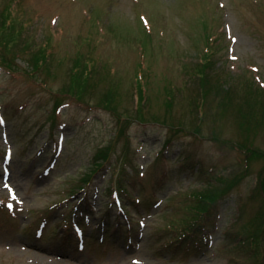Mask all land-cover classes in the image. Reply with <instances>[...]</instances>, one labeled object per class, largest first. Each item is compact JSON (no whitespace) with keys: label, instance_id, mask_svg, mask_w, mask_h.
Here are the masks:
<instances>
[{"label":"rangeland","instance_id":"obj_1","mask_svg":"<svg viewBox=\"0 0 264 264\" xmlns=\"http://www.w3.org/2000/svg\"><path fill=\"white\" fill-rule=\"evenodd\" d=\"M10 9L35 47L53 38L54 65L64 59L52 77L33 75L23 58L0 64V264H264V246L260 259L237 245L264 207L255 196L264 183V0H0V20ZM212 34L201 113L199 66ZM80 54L95 64L96 95L118 84L116 110L65 93ZM137 78L147 86L143 120ZM105 148L110 160L83 188ZM219 177L238 180L207 218V241L199 233L202 250L187 243L174 254L181 224L195 221L194 194ZM120 178L134 199H115ZM75 204L89 209L86 223L71 239L55 235Z\"/></svg>","mask_w":264,"mask_h":264},{"label":"trees","instance_id":"obj_2","mask_svg":"<svg viewBox=\"0 0 264 264\" xmlns=\"http://www.w3.org/2000/svg\"><path fill=\"white\" fill-rule=\"evenodd\" d=\"M18 14L14 13L11 9L6 12L4 17L0 20V64L8 67L9 69H14L15 61L18 58H23L25 62H27L32 68L31 73L35 76H39L43 73H47L48 77H52L54 75L55 70L59 69L62 60L64 57L57 59V62L54 65L55 58V51H54V40L51 36H45V38L38 43L40 46H34V39L32 36H26L23 32L20 31L21 28H19V25L22 28H26L27 26L22 24H16V20H18V17L16 16ZM17 18V19H16ZM16 19V20H15ZM27 25V24H26ZM206 35V51L204 53V57H202L201 64L199 66V72L201 77V84L203 85L202 89V97L198 100V108L203 112L204 109V98L206 97L207 93H209V88L207 87V84L204 83V79L207 77L205 74V68L208 64L212 61L211 57H213V54L215 53L212 44L215 40L216 35ZM30 39H29V38ZM30 41H29V40ZM33 39V40H32ZM31 43H34L31 45ZM43 44V46H42ZM35 47V48H34ZM85 58V59H83ZM89 57L79 55L72 57L71 64L69 66V70L67 71V75L69 77L68 80V86L67 91L65 93H73L75 96H79L78 98L80 101H84V99H91L96 98V100L101 104V106L106 107L108 109H114L116 110V106L113 104L117 102L119 97L121 96V93L119 91V87L117 86V83L111 84V86H108L105 88V90H100L101 95L95 94V90L98 89V86L100 82L95 80L94 82L91 81V78L94 76L96 72V69H94V65H88V59ZM18 65V64H17ZM140 79H142V70L146 69L147 66L144 64V62H140ZM201 69V70H200ZM52 75V76H51ZM138 78L136 80L137 89L139 93V101L137 109L140 111V117H138L140 120L145 119V110H143L142 105L140 101L147 100V86L145 87L141 81H139ZM138 81V82H137ZM99 82V83H98ZM224 82L223 78H218L217 83L220 85V83ZM260 88V87H259ZM261 89V88H260ZM220 90V87L217 89V92ZM93 93V94H91ZM173 97L169 96L168 101L170 110L173 109ZM62 102L60 101L58 105H60ZM216 105H220V103H216ZM58 108V107H57ZM172 114V112H169ZM205 113V112H204ZM157 118V117H156ZM131 120V119H130ZM166 123V122H165ZM177 124L173 125H182L181 121H176ZM184 125V123H183ZM243 149L248 152L250 155H257L252 154L255 153L253 149H251L248 145H243ZM110 160V154L109 149H101L100 153L96 155L95 163L97 165L94 172L86 175L83 179H81V186L83 188H86L88 186H91L95 177L94 174L98 173L105 165L106 161ZM237 178L232 179V177H219L217 178L216 182H210L209 187L207 189L199 190L197 194H194V197L197 198V201L192 204L190 207L192 210H190L193 213L188 218H193L195 220L194 222H188L181 225H186V229L181 234L179 238H175L176 240H173L172 243L169 246H173L172 252L174 254H177L179 251L183 250L185 247V244L189 245H196L197 250H202L203 247L201 246L199 240V233H202L204 235V239L207 241L208 236V223L207 218L209 217L210 213L213 211V209L218 206L219 200L223 197V195H227V193L230 191V189L233 188V186L236 184ZM264 182V180H263ZM231 184V185H230ZM224 185V186H223ZM257 190V189H256ZM258 193L255 195L256 197L261 196L264 200V183L261 187L258 188ZM74 192V191H73ZM120 193L125 194L129 199H134V196L129 192V189L127 186H125L122 178H120L118 187L113 190V195H118ZM117 197V196H116ZM264 206V205H263ZM124 214H126V217L120 216L119 220L120 223V230L124 231L123 228L127 227V224L131 223L130 221V212L127 211L126 206H123ZM73 210L69 212L66 217L61 222V226H63L65 229H67V232L69 235L71 233H74L77 228H80L83 226L86 222L84 219V216L81 215L84 214L85 211L83 210L78 211L76 214V207L72 208ZM87 213V212H86ZM110 217V216H109ZM111 218V217H110ZM105 220L107 221V216L105 217ZM128 222V223H127ZM110 227H112L111 222L105 223V229L106 233H108ZM133 228V227H132ZM59 226H54L53 230L54 233L57 234L60 232ZM132 230V229H131ZM244 231L250 233V237L240 238L238 239V246H243L246 244H249L254 251V254L256 256H259L260 259H262V247L264 246V207L260 208L258 212L256 213L255 217H253L248 223L244 226ZM126 235V234H125ZM166 248V247H165ZM192 247H189V249Z\"/></svg>","mask_w":264,"mask_h":264}]
</instances>
